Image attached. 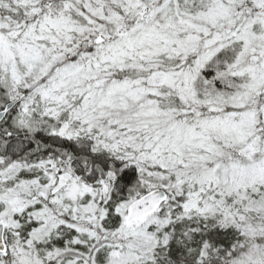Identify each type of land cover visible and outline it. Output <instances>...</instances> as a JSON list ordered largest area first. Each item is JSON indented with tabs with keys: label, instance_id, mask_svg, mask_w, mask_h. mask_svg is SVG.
<instances>
[{
	"label": "snow or ice",
	"instance_id": "1",
	"mask_svg": "<svg viewBox=\"0 0 264 264\" xmlns=\"http://www.w3.org/2000/svg\"><path fill=\"white\" fill-rule=\"evenodd\" d=\"M0 264H264V0H0Z\"/></svg>",
	"mask_w": 264,
	"mask_h": 264
}]
</instances>
